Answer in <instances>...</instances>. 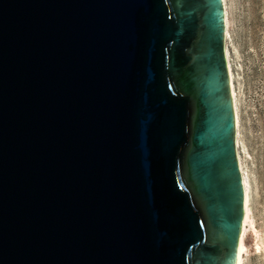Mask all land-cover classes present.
Returning a JSON list of instances; mask_svg holds the SVG:
<instances>
[{
	"label": "water",
	"instance_id": "obj_1",
	"mask_svg": "<svg viewBox=\"0 0 264 264\" xmlns=\"http://www.w3.org/2000/svg\"><path fill=\"white\" fill-rule=\"evenodd\" d=\"M223 0H0V264H237Z\"/></svg>",
	"mask_w": 264,
	"mask_h": 264
},
{
	"label": "rangeland",
	"instance_id": "obj_2",
	"mask_svg": "<svg viewBox=\"0 0 264 264\" xmlns=\"http://www.w3.org/2000/svg\"><path fill=\"white\" fill-rule=\"evenodd\" d=\"M227 1L240 145L251 183L252 219L261 243L264 242V0ZM246 240L248 252L243 264H264V250L253 252L250 233Z\"/></svg>",
	"mask_w": 264,
	"mask_h": 264
},
{
	"label": "bare ground",
	"instance_id": "obj_3",
	"mask_svg": "<svg viewBox=\"0 0 264 264\" xmlns=\"http://www.w3.org/2000/svg\"><path fill=\"white\" fill-rule=\"evenodd\" d=\"M224 10H225V35H226V44H225V53H226V62L230 78V90L234 105V115H235V127H236V148H237V157L240 170L242 173V181L244 186V216L242 221V227L240 231L239 241H238V254H237V264H243L244 256L248 252V243L246 238L248 233L252 236V250L254 253L264 250V242L261 243L257 239V234L255 226L252 219L251 205H250V189L251 183L249 178V173L245 162L243 160L241 145H240V124H239V115L238 114V105L236 100V93L234 89V76L230 60V49H229V27H230V17L228 11V1L223 0ZM250 246V247H251ZM250 250V248H249Z\"/></svg>",
	"mask_w": 264,
	"mask_h": 264
}]
</instances>
